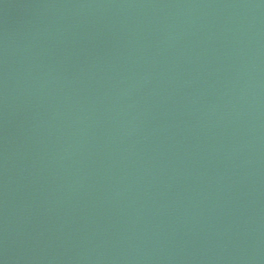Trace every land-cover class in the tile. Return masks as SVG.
I'll return each instance as SVG.
<instances>
[{"label":"water","instance_id":"obj_1","mask_svg":"<svg viewBox=\"0 0 264 264\" xmlns=\"http://www.w3.org/2000/svg\"><path fill=\"white\" fill-rule=\"evenodd\" d=\"M0 264H264V0H0Z\"/></svg>","mask_w":264,"mask_h":264}]
</instances>
